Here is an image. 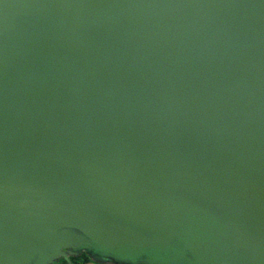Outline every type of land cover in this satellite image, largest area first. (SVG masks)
<instances>
[{
    "label": "water",
    "instance_id": "water-1",
    "mask_svg": "<svg viewBox=\"0 0 264 264\" xmlns=\"http://www.w3.org/2000/svg\"><path fill=\"white\" fill-rule=\"evenodd\" d=\"M264 264V0H0V264Z\"/></svg>",
    "mask_w": 264,
    "mask_h": 264
},
{
    "label": "trees",
    "instance_id": "trees-1",
    "mask_svg": "<svg viewBox=\"0 0 264 264\" xmlns=\"http://www.w3.org/2000/svg\"><path fill=\"white\" fill-rule=\"evenodd\" d=\"M85 254V253H82ZM82 254L78 257H69L68 260L61 258L56 264H80V260L82 262L88 261L85 258L83 259Z\"/></svg>",
    "mask_w": 264,
    "mask_h": 264
},
{
    "label": "rangeland",
    "instance_id": "rangeland-1",
    "mask_svg": "<svg viewBox=\"0 0 264 264\" xmlns=\"http://www.w3.org/2000/svg\"><path fill=\"white\" fill-rule=\"evenodd\" d=\"M82 257H83V259L85 258V259L88 260V261H84V262H82V261L80 260V264H99V263H96L95 261H93V260L90 258V256H88L87 254H82Z\"/></svg>",
    "mask_w": 264,
    "mask_h": 264
}]
</instances>
